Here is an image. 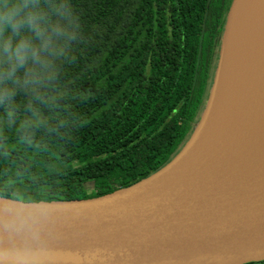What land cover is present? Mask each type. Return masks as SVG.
Instances as JSON below:
<instances>
[{"label": "trees", "instance_id": "16d2710c", "mask_svg": "<svg viewBox=\"0 0 264 264\" xmlns=\"http://www.w3.org/2000/svg\"><path fill=\"white\" fill-rule=\"evenodd\" d=\"M231 2L30 0L33 23L0 32V197L96 198L169 163L203 113Z\"/></svg>", "mask_w": 264, "mask_h": 264}, {"label": "water", "instance_id": "95a60500", "mask_svg": "<svg viewBox=\"0 0 264 264\" xmlns=\"http://www.w3.org/2000/svg\"><path fill=\"white\" fill-rule=\"evenodd\" d=\"M239 79L222 51L203 113L174 158L96 198L0 197V264H249L264 261V0Z\"/></svg>", "mask_w": 264, "mask_h": 264}, {"label": "bare ground", "instance_id": "6f19581e", "mask_svg": "<svg viewBox=\"0 0 264 264\" xmlns=\"http://www.w3.org/2000/svg\"><path fill=\"white\" fill-rule=\"evenodd\" d=\"M260 18V5L257 0H235L229 19L228 31L222 51L221 67L227 71V84L235 83L240 75L247 53V36L250 25ZM264 156V139L258 149Z\"/></svg>", "mask_w": 264, "mask_h": 264}, {"label": "clouds", "instance_id": "9594fccd", "mask_svg": "<svg viewBox=\"0 0 264 264\" xmlns=\"http://www.w3.org/2000/svg\"><path fill=\"white\" fill-rule=\"evenodd\" d=\"M25 9H28L26 12ZM35 14L30 9V0H5L0 6V32L11 28L15 33L22 24H32ZM27 48V42L21 41L16 49V58L22 60V53Z\"/></svg>", "mask_w": 264, "mask_h": 264}, {"label": "rangeland", "instance_id": "374dc122", "mask_svg": "<svg viewBox=\"0 0 264 264\" xmlns=\"http://www.w3.org/2000/svg\"><path fill=\"white\" fill-rule=\"evenodd\" d=\"M220 48H221V45H219V48H218V51H217V57L218 58H219L218 54L220 52ZM78 197L83 198V196L80 194V192L78 193Z\"/></svg>", "mask_w": 264, "mask_h": 264}]
</instances>
